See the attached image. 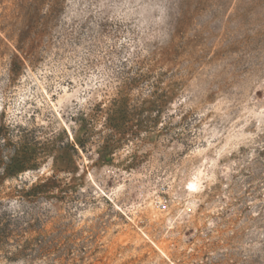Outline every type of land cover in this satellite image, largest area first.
I'll list each match as a JSON object with an SVG mask.
<instances>
[{
  "label": "rangeland",
  "instance_id": "obj_1",
  "mask_svg": "<svg viewBox=\"0 0 264 264\" xmlns=\"http://www.w3.org/2000/svg\"><path fill=\"white\" fill-rule=\"evenodd\" d=\"M136 68L159 107L106 146ZM1 130L51 149L0 179V264H264V0H0Z\"/></svg>",
  "mask_w": 264,
  "mask_h": 264
},
{
  "label": "trees",
  "instance_id": "obj_2",
  "mask_svg": "<svg viewBox=\"0 0 264 264\" xmlns=\"http://www.w3.org/2000/svg\"><path fill=\"white\" fill-rule=\"evenodd\" d=\"M137 86L148 89L149 95L155 99L149 102L146 100L131 102L128 90ZM158 89H160L159 81H151L147 69L136 68L132 76L123 79V85L117 97L110 101V105L103 111L101 106H98L97 111L104 112L103 127L110 131L106 135L109 140L106 142V146L110 142L121 141L128 134L135 135L134 132H129V129L143 124L145 121L142 118L143 112L152 111L146 105L149 103L153 107L156 105L159 107L158 104H155V95L158 93ZM7 133V131H0V179L15 176L24 170L36 167L39 164L40 154H45L51 149L50 144L41 142L37 138H14V140L7 138ZM79 145L83 147L81 143ZM69 147L74 149L72 144H69ZM57 184L56 175L52 174L50 178H37L31 184L23 183V187L17 192L21 198L32 201L39 196L50 197L52 186L56 187Z\"/></svg>",
  "mask_w": 264,
  "mask_h": 264
},
{
  "label": "bare ground",
  "instance_id": "obj_3",
  "mask_svg": "<svg viewBox=\"0 0 264 264\" xmlns=\"http://www.w3.org/2000/svg\"><path fill=\"white\" fill-rule=\"evenodd\" d=\"M197 183L193 180V181H190L189 183H188V189H190L191 191H195L194 189H196V187H197Z\"/></svg>",
  "mask_w": 264,
  "mask_h": 264
},
{
  "label": "built area",
  "instance_id": "obj_4",
  "mask_svg": "<svg viewBox=\"0 0 264 264\" xmlns=\"http://www.w3.org/2000/svg\"><path fill=\"white\" fill-rule=\"evenodd\" d=\"M160 206H164V204L162 203V204H160Z\"/></svg>",
  "mask_w": 264,
  "mask_h": 264
}]
</instances>
